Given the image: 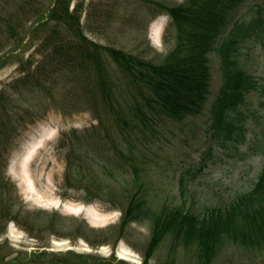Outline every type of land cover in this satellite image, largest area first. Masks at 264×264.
<instances>
[{"label": "rangeland", "instance_id": "374dc122", "mask_svg": "<svg viewBox=\"0 0 264 264\" xmlns=\"http://www.w3.org/2000/svg\"><path fill=\"white\" fill-rule=\"evenodd\" d=\"M2 1L0 90L10 94L14 111L4 115L0 106V128H11L4 134L8 146L1 172L8 182L0 185V207L7 203L3 200L6 198L25 216L58 213L85 220L88 226L101 230L118 227L122 210L110 197H98L101 188L109 190L99 183L117 191L122 185L131 188L133 184L136 189L141 184L153 206L182 202L197 212L251 188L264 162V24L253 29L249 22L257 17L264 20V0H246L241 7L248 19L239 30L242 34H238L243 42L239 62L254 78L255 87L234 114L242 128L234 130L232 137L219 134L211 126L212 105L223 81L221 60L215 52L211 54L212 82L207 103L198 116L183 120L152 114L145 118L141 112L135 119V107H146L142 95L123 81L118 88L121 93L117 106L124 108L121 115L136 122L135 127L128 119L129 124L117 123L102 103L92 102V95L84 88V75L70 82L67 76L57 74L52 76V89L45 84L38 91L14 94L12 83L23 73L21 65L30 61L34 69L43 61L44 53L39 51L42 39L32 40L28 30L47 15L55 0L26 2L23 10L22 0H13L11 5ZM183 1L72 0L70 8H79L88 38L161 62L175 44L171 17L162 6ZM259 4L262 7L258 9ZM14 13L23 16V23L9 17ZM18 34L24 40L21 45ZM22 105L33 106L39 116H29ZM74 144L83 154L78 181H74L76 174L71 177L76 154H68ZM182 184L188 188L185 194L181 193ZM25 216L19 223L10 219L0 231V264H7L15 256L23 258L27 251H47L49 258L61 253L71 258L69 252H75L116 257L123 260L122 264H143L142 254L151 235L150 221H138L130 224L116 246L111 242L94 246L82 237L73 240L55 234L43 241L26 229ZM114 230L117 235L118 230ZM153 254L149 264H198L194 251L172 249L170 240ZM212 264H264V256L229 247Z\"/></svg>", "mask_w": 264, "mask_h": 264}, {"label": "trees", "instance_id": "16d2710c", "mask_svg": "<svg viewBox=\"0 0 264 264\" xmlns=\"http://www.w3.org/2000/svg\"><path fill=\"white\" fill-rule=\"evenodd\" d=\"M12 1L4 0L1 3L11 5ZM33 1L22 0L20 9L25 7L24 3ZM244 1L246 0H184L177 5H163L171 17L170 30L174 31L175 44L164 59L158 62L88 38L81 22L79 8L74 7L71 10L72 0H55L47 15H42L28 30L33 36L32 40L42 39L39 51L44 53L43 61L34 69L30 61L21 65L20 73H23L12 83L13 93L41 90L45 84L51 85L54 80L52 76L57 74L67 76L70 82H75L73 80L77 75H84L87 79L84 88L92 95V102L96 105L102 103L117 123L123 121L129 124V118L121 115L124 108L117 106L121 93L118 88L123 81L129 88L142 95L143 106L146 107V110L141 109L140 105L135 107V119L141 112L145 118L152 114L183 120L188 116H198L207 103L212 82L211 54L215 52L221 60L223 81L212 105L211 126L219 134L225 133L226 136L232 137L234 130L242 128L235 122L234 114L250 89L255 87L254 78L239 62L238 51L243 42L239 41L238 34H242L239 30L248 19V16L241 12ZM260 7L262 6L259 4L258 9ZM19 14L14 13L9 17L21 21L23 16ZM262 19L252 18L249 23L253 29H258L264 24ZM46 30L49 33L44 34ZM20 40L22 41L19 45L24 41L22 37ZM52 87L53 85L49 89ZM10 102H13L10 94L6 95L0 90V106L4 115H10L14 111ZM21 109L31 117L39 116L31 105H22ZM129 121L135 127L136 122L132 118ZM16 129L13 128V131ZM8 130L11 131V128H0L1 186L8 182L1 172L3 156L8 146L4 141V134L8 133ZM78 149L74 144L68 153L71 156L76 154L73 156L76 159L71 167V177L76 174L74 181L82 177L77 172L83 156ZM98 186L109 188H101L97 192L98 197H110L122 210L118 227L98 230L88 226L85 220L58 213L50 215L39 212L37 217L25 216L21 209H15V204L11 203L10 199L3 198L8 204L0 207V231L10 219L19 223L20 218L25 216L26 229L43 241L49 240L48 237L55 234L73 240L82 237L94 246L110 242L116 246L131 223L150 221L151 235L142 254L143 264H149L153 253L166 240H170L172 249L182 247L183 250L194 251L198 264H212L229 247L247 249L255 257L264 256V162L250 189L237 193L229 200L207 206L200 212L192 210L182 202L153 206L141 184L136 189L133 184L129 185L131 188L122 185L120 191L102 183ZM185 188L183 185L181 193L187 192ZM1 221L5 224H1ZM114 229L118 230L117 235ZM48 253L27 251L23 258L15 256L7 261L2 260L7 264L123 262L116 257L101 258L94 257L93 254L75 252H69L73 254L72 259L67 257V253L49 258Z\"/></svg>", "mask_w": 264, "mask_h": 264}]
</instances>
